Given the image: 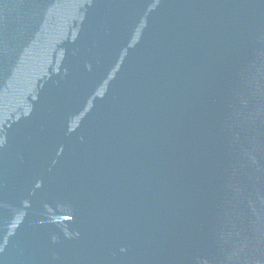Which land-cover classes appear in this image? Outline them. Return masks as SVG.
<instances>
[{
	"label": "water",
	"instance_id": "1",
	"mask_svg": "<svg viewBox=\"0 0 264 264\" xmlns=\"http://www.w3.org/2000/svg\"><path fill=\"white\" fill-rule=\"evenodd\" d=\"M0 264H264V0H0Z\"/></svg>",
	"mask_w": 264,
	"mask_h": 264
}]
</instances>
